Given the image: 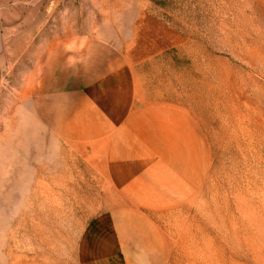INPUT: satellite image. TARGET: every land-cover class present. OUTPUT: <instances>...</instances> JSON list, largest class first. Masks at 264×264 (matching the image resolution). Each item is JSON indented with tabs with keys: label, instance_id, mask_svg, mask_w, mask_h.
I'll return each mask as SVG.
<instances>
[{
	"label": "rangeland",
	"instance_id": "374dc122",
	"mask_svg": "<svg viewBox=\"0 0 264 264\" xmlns=\"http://www.w3.org/2000/svg\"><path fill=\"white\" fill-rule=\"evenodd\" d=\"M20 1L0 84V264H102L87 230L119 202L105 138L88 135L98 86L121 88L125 109L184 117L198 145V186L149 213L156 234L135 236L138 264H264V0ZM81 39L84 74L64 63ZM52 70L82 116L68 127L85 136L63 130L61 99L36 97Z\"/></svg>",
	"mask_w": 264,
	"mask_h": 264
},
{
	"label": "crops",
	"instance_id": "0c3cea01",
	"mask_svg": "<svg viewBox=\"0 0 264 264\" xmlns=\"http://www.w3.org/2000/svg\"><path fill=\"white\" fill-rule=\"evenodd\" d=\"M20 2L0 0V84L11 49L8 44L11 37V11H15ZM75 42L80 44L68 48L64 63L67 69L74 70V65L82 66L84 74L85 66L89 68L92 64V46L85 44L88 41L82 39ZM57 59L47 60L46 66L52 69L57 67ZM73 62L75 64L72 66ZM101 68L99 66L96 70ZM50 73L54 74L52 78L37 86L36 97H43L44 93L50 92L52 99H61L60 104L66 106L67 114L72 116L65 117L63 122H67V128L63 130L67 136H71L69 133L72 131L78 137L85 136L82 134L84 131L68 127L82 120L77 107L74 110L75 103L70 101L73 90L60 89L54 77L58 74L57 70ZM116 87L110 86L106 90L102 86L95 88L99 94H104V99L98 112L90 113L91 118L87 121L92 124L88 127L91 138H105V168L118 195L119 204L100 214L87 231L96 236L94 241L97 244H93L92 256L102 264H138L139 254L132 253L135 247L141 250L135 236L147 234L146 229L156 234L155 228L147 220L149 213L179 207L192 196L198 186V145L188 144L184 117L171 114L162 107L132 109L130 104L125 109L121 88ZM65 91L69 100L65 99L64 103ZM77 91L80 92L79 88ZM84 94L82 97H85ZM40 108L43 109L42 104ZM36 110L39 112L38 103ZM54 112L52 116L58 114ZM52 120L55 121V118ZM83 123L86 124L84 120ZM104 234L109 237L108 245L99 243Z\"/></svg>",
	"mask_w": 264,
	"mask_h": 264
}]
</instances>
